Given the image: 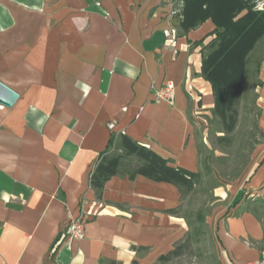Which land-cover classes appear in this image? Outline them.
<instances>
[{"label":"crops","instance_id":"obj_1","mask_svg":"<svg viewBox=\"0 0 264 264\" xmlns=\"http://www.w3.org/2000/svg\"><path fill=\"white\" fill-rule=\"evenodd\" d=\"M180 2L0 0V81L18 94L0 104V264H166L158 258L182 245L188 225L169 212L180 192L130 178L134 155L122 156L100 197L89 180L102 156L123 154L122 135L173 167L201 169L196 127L214 100L194 42L213 24L182 32ZM258 79L263 137L235 186L221 187L219 264H246L264 248V58ZM167 81L172 104L153 95ZM76 216L85 237L55 247Z\"/></svg>","mask_w":264,"mask_h":264},{"label":"trees","instance_id":"obj_2","mask_svg":"<svg viewBox=\"0 0 264 264\" xmlns=\"http://www.w3.org/2000/svg\"><path fill=\"white\" fill-rule=\"evenodd\" d=\"M257 0H181L180 7L174 11L173 20L182 32L199 27L206 20H210L213 29L202 39L195 41L194 45H201V76L207 80L212 89L214 100L211 113L219 124L217 136L219 143H230L238 125V111L236 104L244 96L247 63L253 64L255 74L254 87L261 86L258 79L259 68L264 58V48L261 55H257L259 47L264 42V5L256 7ZM207 36H212L207 43H203ZM258 93L253 95V105L256 107V121L254 129L262 132L257 127V119L260 113L256 105ZM254 131V132H255ZM255 143V141H254ZM113 139L110 145H113ZM118 148L122 153L102 156L90 174V186L97 197L101 196L104 183L114 175L120 173L122 156L134 155L139 163L125 172L130 178L136 174L143 175L154 181H164L175 185L180 192L181 203L169 212L179 214L183 200L192 194L197 187L207 182L210 189L218 186L215 181L210 163L207 158H200L201 169L190 171L181 167H173L167 160L156 154L146 146L140 145L126 135H122ZM201 156V149L198 148ZM185 219L189 230L187 236H197L201 233L205 215L202 209H196L181 214ZM181 245L165 255H161L160 261H168L179 254Z\"/></svg>","mask_w":264,"mask_h":264},{"label":"rangeland","instance_id":"obj_3","mask_svg":"<svg viewBox=\"0 0 264 264\" xmlns=\"http://www.w3.org/2000/svg\"><path fill=\"white\" fill-rule=\"evenodd\" d=\"M262 43L255 55L257 57L262 54L261 49L264 48V42L262 41ZM254 81L253 64L248 62L244 96L236 104L238 125L229 144L217 141V136L222 135L223 132L218 131L220 126L212 114L207 116L200 126L196 127L199 140L203 145L201 158H207L218 186L210 189L207 182H203L202 186L197 187L183 200L179 214L190 213V211L200 208L205 215V222L199 235L195 237L189 234L187 237H183L179 254L171 257L166 264H219L216 244L213 239V219L226 203V200H221L219 195L222 191L221 187L227 190L229 186H235L244 174L257 143L262 140V135L254 129L257 110L252 101L254 93L258 90V86L254 87ZM129 164L132 167L137 163L133 159ZM187 228L189 229L188 226Z\"/></svg>","mask_w":264,"mask_h":264},{"label":"built area","instance_id":"obj_4","mask_svg":"<svg viewBox=\"0 0 264 264\" xmlns=\"http://www.w3.org/2000/svg\"><path fill=\"white\" fill-rule=\"evenodd\" d=\"M263 5H264V0H257L256 3L257 8L261 9L263 8ZM174 31H175L174 29H171L172 33ZM153 95L156 101L164 100L172 104L174 103V99H175V86L171 81H167L166 83H164L159 87H153ZM87 212L91 213L90 211ZM85 234H86V227L83 217L82 216L70 217L63 233L55 243V247L62 243L67 246H70V243L74 239H82L85 237ZM246 264H264V248L260 250V254L257 259L250 260L246 262Z\"/></svg>","mask_w":264,"mask_h":264},{"label":"water","instance_id":"obj_5","mask_svg":"<svg viewBox=\"0 0 264 264\" xmlns=\"http://www.w3.org/2000/svg\"><path fill=\"white\" fill-rule=\"evenodd\" d=\"M17 97L18 94L13 89L0 81V104L11 106Z\"/></svg>","mask_w":264,"mask_h":264}]
</instances>
